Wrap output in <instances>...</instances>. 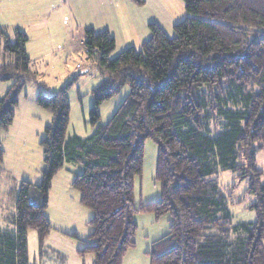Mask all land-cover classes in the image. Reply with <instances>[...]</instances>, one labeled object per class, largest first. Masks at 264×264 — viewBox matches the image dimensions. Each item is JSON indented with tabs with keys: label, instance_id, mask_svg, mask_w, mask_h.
Here are the masks:
<instances>
[{
	"label": "trees",
	"instance_id": "obj_1",
	"mask_svg": "<svg viewBox=\"0 0 264 264\" xmlns=\"http://www.w3.org/2000/svg\"><path fill=\"white\" fill-rule=\"evenodd\" d=\"M181 1L185 17L172 35L149 24L148 40L114 57L107 30L85 29L83 46L104 78L91 93L90 136L66 140L67 87L49 97L39 93L37 105L53 118L39 142L41 183L19 182L14 228H0V264H29L28 230L42 249L52 230L45 215L51 181L66 162L81 168L71 186L92 217L79 253L92 254L94 264H122L135 245L136 213L170 217L167 235L152 243L151 264H264V184L255 164V153L264 149V0ZM12 32L13 43L0 26L3 49L12 56L0 64V82H13L0 99V133L13 122L25 82L39 85L26 33ZM125 85L128 96L98 124L101 105ZM147 139L157 147L160 198L136 208L133 180L142 173ZM3 157L0 144V177ZM222 171L246 180L245 192L255 195L249 207L255 222H233L229 205L243 199L232 201L223 191L217 180Z\"/></svg>",
	"mask_w": 264,
	"mask_h": 264
},
{
	"label": "rangeland",
	"instance_id": "obj_2",
	"mask_svg": "<svg viewBox=\"0 0 264 264\" xmlns=\"http://www.w3.org/2000/svg\"><path fill=\"white\" fill-rule=\"evenodd\" d=\"M51 0L49 12L48 35L43 41L32 42L37 47L39 56L32 60L31 71L37 77L36 85L25 82L22 86L18 104L14 109L12 124L0 133V144L4 151L2 162L3 173L0 177V228L12 230L11 219L14 214V199L20 181L31 184L41 183L42 150L39 142L43 138L44 128L53 122L52 114L39 107L36 103L39 93L51 96L63 87H67L66 96L70 106L69 125L66 140L73 136L86 138L95 128L89 122V110L93 104L92 91L103 81L95 60L90 57L83 46L84 31L92 28L96 32L109 28L128 29L124 24L129 17V7L125 2L116 0H93V9L86 4L89 0H81L74 6L70 0ZM10 2V0H8ZM25 3V0H24ZM145 3V2H144ZM161 3L154 8L157 14H169L177 17L176 22L184 15V5L181 0H146ZM6 14L8 20L4 25L7 36L14 42L12 24L26 19V12L38 13V9H11L8 4ZM135 5V4H134ZM35 6V4H34ZM39 6V5H38ZM40 8V6H39ZM147 12L150 8H146ZM152 9V8H151ZM42 11V10H41ZM185 17V16H184ZM161 21V20H160ZM163 22V20H162ZM105 29H104V28ZM50 35V37H49ZM172 35V31L168 32ZM112 57L123 49L124 44L118 41ZM4 42L0 38V64L11 63L12 56L5 53ZM12 81L0 82V99L12 86ZM129 94V87L123 86L110 100L104 102L99 110L98 124L104 125L116 112ZM157 147L152 140L147 139L143 147V166L140 176L133 180L134 206L152 203L160 198V185L155 179ZM256 168L262 172L260 182L264 184V149L255 153ZM81 168L75 164L65 163L64 167L53 177L48 192V202L45 215L52 230L46 237L42 249H39L38 237L34 230L27 232V253L29 264H94L92 254H80L84 241L91 233L88 225L92 212L79 203V194L72 188L74 174ZM220 187L230 194L232 201L243 199L235 205H229L234 223H252L256 216L249 207L255 201V195L248 194L246 180H239L236 172L222 171L217 178ZM245 192V193H244ZM37 192L31 191V203L34 204ZM137 225L135 245L128 249L122 259V264H151L150 254L152 243L167 235L169 230L168 214L155 218L151 213H136L133 216ZM157 254V253H155Z\"/></svg>",
	"mask_w": 264,
	"mask_h": 264
},
{
	"label": "crops",
	"instance_id": "obj_3",
	"mask_svg": "<svg viewBox=\"0 0 264 264\" xmlns=\"http://www.w3.org/2000/svg\"><path fill=\"white\" fill-rule=\"evenodd\" d=\"M71 3L74 6H77L76 3L80 4L81 0H70ZM121 1H127V0H116L115 3ZM12 2L11 9H38L39 12H26V19H23L22 21H18V23H11L12 24V31L15 28H18L19 30L26 33L28 37V42L26 44V53L30 60L32 61L34 58H37L39 56V53L37 52V47H39L40 42L45 39V37L48 35V28L49 24L47 22L49 17V12L51 10V0H0V26H4L2 24L8 23L6 19V14L2 15V10H7L8 4ZM60 0L58 1V3ZM93 0H89L86 4L90 6L91 9L95 7L93 6ZM144 5L142 6H136L131 3L125 2L126 7H129V17H126L124 20L125 26H128V29L125 30V27L122 29H117L114 32V29L109 28L107 31L110 33V35L113 37L115 43L120 41L124 44L123 48H127L130 46H133L135 48H139L142 42L146 41L150 37V33L148 30V25L152 23H156L159 25L167 34L172 30V26L178 22L177 17H171L169 14H166L164 16L163 13L157 14V10L154 9L161 6V3H152L151 7L146 3V0H144ZM35 4V6H34ZM40 8H39V6ZM150 8V10L147 12L146 8ZM152 8V9H151ZM184 8V7H183ZM27 10V9H26ZM42 10V11H41ZM184 10V9H183ZM28 11V10H27ZM181 18H184V15H179ZM161 20V21H160ZM163 20V22H162ZM182 20V19H181ZM180 20V21H181ZM126 26V27H127ZM104 28V27H103ZM105 29V28H104ZM45 35V37H44ZM50 37V35H49ZM32 42H39V44L35 47H33ZM3 165V164H2ZM264 247V242H263Z\"/></svg>",
	"mask_w": 264,
	"mask_h": 264
}]
</instances>
